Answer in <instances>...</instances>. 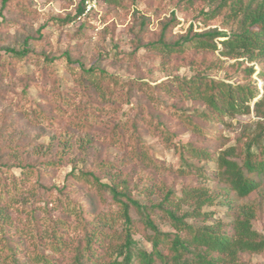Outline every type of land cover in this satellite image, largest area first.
Returning a JSON list of instances; mask_svg holds the SVG:
<instances>
[{
  "label": "trees",
  "instance_id": "1",
  "mask_svg": "<svg viewBox=\"0 0 264 264\" xmlns=\"http://www.w3.org/2000/svg\"><path fill=\"white\" fill-rule=\"evenodd\" d=\"M167 1L174 9L156 34L149 16L133 13L129 31L136 47L116 49L114 56L132 63L145 50L146 58L173 62L174 71L190 67V77L173 75L152 85L88 67L71 50L59 56L32 50L31 41L44 34H30L20 48L0 46V96L17 82L22 61L36 62L33 77L49 97L28 96L26 88L35 84L30 78L15 105L30 124L69 134L58 158L44 153L30 161L24 148L5 146L11 163H0V264H258L253 255L264 252V233L254 228V221L264 223V90L252 78L257 74L264 82V0ZM0 3L10 14L1 31L18 29L36 13L26 0ZM85 10L82 0L77 16ZM196 10L195 20L211 25L219 18L221 27L196 31L191 22L176 35L178 13L188 21ZM63 58L65 88L54 69ZM210 68L223 69L225 79L208 75ZM250 113L256 120L234 142L223 135L226 118ZM186 132V142L175 141ZM75 133L85 136L80 146L87 155L100 140L107 146L104 157L91 168L75 165L61 187L48 185L69 160ZM146 134L173 148L179 166L161 159ZM109 146L117 149L116 158ZM81 189L93 196L94 206L78 199ZM214 204L226 209L227 220L208 223L211 213L203 208ZM160 222L172 230H162ZM135 234L151 249L136 247Z\"/></svg>",
  "mask_w": 264,
  "mask_h": 264
},
{
  "label": "rangeland",
  "instance_id": "2",
  "mask_svg": "<svg viewBox=\"0 0 264 264\" xmlns=\"http://www.w3.org/2000/svg\"><path fill=\"white\" fill-rule=\"evenodd\" d=\"M81 1L26 0L36 10L35 16H27L18 29L0 30V46L20 48L30 34L34 35L35 38L40 37V34H44L42 40L31 41L29 47L32 50L50 56L63 55L71 50L72 57L83 62L86 66H97L123 78L143 79L154 85L173 75L181 77L194 75L195 72L188 66L180 65L174 71L173 62L164 63L161 59L150 56L146 58L148 54L145 50H141L139 52L140 57L132 63L119 61L114 56L116 49L129 52L136 47L133 40L134 35L129 31V27L133 24V13L139 10L140 13L149 16L152 19L149 30L156 34L160 20L169 17L174 9L167 0H121L117 3H112L110 0H84L85 13L77 16V6ZM201 7L209 9V6L205 3ZM198 15L199 11H194L187 21L178 13L181 23L174 28L173 32L176 35L184 33L191 22L194 23L196 31H202L209 27H221V19L214 20L211 25H203L195 20ZM9 16L8 10L1 11L0 3V22L4 20V17ZM66 17H71L72 20L67 24H63L62 20ZM216 54L218 55V53ZM233 61L230 60L227 63ZM65 62L66 59L63 58V60H56L54 63V69L60 78L62 88L70 86L68 80H65L69 77ZM38 66L36 62L27 63L22 61L17 71V82L11 85L4 95L0 96V163H11L10 151L4 149L7 145H18L24 148V155L30 161H35L39 155L44 156V153L52 154L53 157L58 158L63 151L65 137L69 135L64 128L32 125L26 115L15 105L16 94H20L26 88V84L31 83L30 78H34L33 74L38 73ZM242 67H245V65ZM206 73L216 78L225 79L226 77L223 69L210 68L206 70ZM237 75L235 69L231 70V76L237 77ZM252 79L258 83L259 91L263 92V80L257 74H254ZM32 81L35 84H30L26 88L28 96L35 99L49 97L48 93H42L38 88L39 79L35 77ZM186 106H191V103H187ZM128 110V105H125L123 111ZM226 120V124L223 125V135L234 142V138L242 132L244 127L251 124L256 118L253 113H250L236 114L226 118ZM189 136L190 132L182 133L175 141L186 142ZM84 139H86L85 136H80L78 133H75L74 138L70 139V141H73L71 142L73 148L69 160L56 171V176L47 182L48 185L53 184L61 187L66 183L67 175L75 165L78 168H91L100 158L104 157L107 146H104L97 138L94 147L89 149V154H85L80 146V142ZM144 140L155 149L157 154L159 153L160 158L166 163L179 166L181 159L173 148L165 147L160 140L149 134L144 136ZM108 151L111 153V157L116 158L119 155L117 149L113 146H109ZM13 171L19 175L21 170L15 168ZM206 184L211 187L215 185L213 181H207ZM178 188H180V185ZM77 192L78 199L81 202L90 206L95 205V199L85 189ZM185 209H188V207L185 206ZM203 210L211 213L208 216V223L219 219H228L226 209L218 204L205 206ZM160 227L165 231L172 230L166 222H160ZM254 228L264 233V223L260 220L254 221ZM134 241L139 249H151V243L142 234H135ZM253 261L264 264V252L253 255Z\"/></svg>",
  "mask_w": 264,
  "mask_h": 264
},
{
  "label": "built area",
  "instance_id": "3",
  "mask_svg": "<svg viewBox=\"0 0 264 264\" xmlns=\"http://www.w3.org/2000/svg\"><path fill=\"white\" fill-rule=\"evenodd\" d=\"M89 9V8H88Z\"/></svg>",
  "mask_w": 264,
  "mask_h": 264
}]
</instances>
